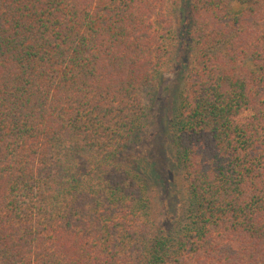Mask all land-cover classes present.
<instances>
[{
	"label": "trees",
	"instance_id": "1",
	"mask_svg": "<svg viewBox=\"0 0 264 264\" xmlns=\"http://www.w3.org/2000/svg\"><path fill=\"white\" fill-rule=\"evenodd\" d=\"M178 13L160 222L123 151ZM0 264H264V0H0Z\"/></svg>",
	"mask_w": 264,
	"mask_h": 264
},
{
	"label": "rangeland",
	"instance_id": "2",
	"mask_svg": "<svg viewBox=\"0 0 264 264\" xmlns=\"http://www.w3.org/2000/svg\"><path fill=\"white\" fill-rule=\"evenodd\" d=\"M182 18L178 13L175 19L181 33L177 62L173 69L164 72L154 88L147 92L146 127L138 134L137 140L123 151L124 162L151 184L160 222L165 220L163 214L161 215L163 209L161 204L165 205L171 201L176 184L181 182L177 174V161L170 149L166 148V142L168 144L167 135L171 133L169 123L173 117L174 91L177 87L178 74L191 54L188 50L189 40L180 25ZM121 159L123 160L122 157Z\"/></svg>",
	"mask_w": 264,
	"mask_h": 264
}]
</instances>
